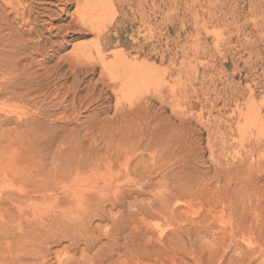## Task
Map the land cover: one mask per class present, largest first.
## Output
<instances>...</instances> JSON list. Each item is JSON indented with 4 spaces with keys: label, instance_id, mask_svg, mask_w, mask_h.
<instances>
[{
    "label": "rangeland",
    "instance_id": "obj_1",
    "mask_svg": "<svg viewBox=\"0 0 264 264\" xmlns=\"http://www.w3.org/2000/svg\"><path fill=\"white\" fill-rule=\"evenodd\" d=\"M213 1L15 0L18 16L4 6L0 15L13 28H0V38L27 40L17 60L34 93L18 103L0 97V199L29 191L28 175L76 168L81 154L87 163L111 157L120 163L97 172L103 179L125 173L128 162L138 170L120 180L129 193L120 205H110L115 189L101 194L109 218L93 221L121 230L118 220L131 215V264H264V124L242 115L260 109L264 117L262 15L244 0ZM211 16L222 24L196 25ZM98 47L118 69L147 64L159 80L112 89L102 61L87 57ZM120 234L122 264L127 233ZM51 245L54 263L69 243Z\"/></svg>",
    "mask_w": 264,
    "mask_h": 264
},
{
    "label": "bare ground",
    "instance_id": "obj_2",
    "mask_svg": "<svg viewBox=\"0 0 264 264\" xmlns=\"http://www.w3.org/2000/svg\"><path fill=\"white\" fill-rule=\"evenodd\" d=\"M240 1L242 0H231V1L215 0L213 1V5L215 6L235 5L236 7L240 3ZM244 1L248 2V4L251 7H253L252 15L256 17L259 16V14L262 15V19L257 22L256 30L261 41H263L264 40V0H244ZM4 6L10 7L11 8L10 13H13L16 16L20 14L19 13L20 8L18 4L15 3V0H0V12L2 10V13L3 11L5 12V10L3 9ZM106 6L109 5H105V4L99 5L97 3L92 4L93 8L104 7L105 8L104 11L108 9V7ZM22 12L24 13V8ZM6 14H4V16ZM2 16L0 15V28H3V26L6 25L5 23L8 24L9 22L6 16L5 17ZM8 17H10V15ZM225 21L226 20H224L223 23H225ZM86 24L92 30H96V28L93 26L92 23L89 24L85 20L81 21V25L85 26ZM221 24H222V18L218 16H211L209 20L204 19L203 22L196 25H202V27L208 28L210 26H214V25L218 26ZM7 26L12 31L13 27L11 26V24L10 26L6 25L5 28H7ZM3 30L6 31L7 29L5 30L3 28ZM14 30L15 29H13V32ZM7 35L8 33L6 34V40L4 39L5 37L0 38V97L1 96L5 97V95H8L9 96L8 99L10 100H5L7 102L11 101V99L13 98L19 100H23L24 98L25 99L27 98L28 100L30 98L29 96L32 94L33 91L31 87H27V85H26L27 88L24 87L25 81L23 82V84L20 81L22 80V76L25 75L27 71L25 72V69H23L24 70L23 71L20 68L19 61L17 60L20 58L18 57V55L19 56H22L23 54L25 55L24 52L28 47L26 45L27 40L25 44V40L23 39L22 36H21L22 41H19L18 37H16L17 40L14 39L12 40L11 39L12 34H10L11 37H7ZM7 38H10L11 40L10 39L8 40ZM35 45L39 52L43 50V49H39L40 46L39 43H36ZM20 53L22 55H20ZM41 56L44 55L41 54ZM87 57L88 59L95 58L102 61L101 65L103 69L110 74L111 81L113 84L109 85V87H112V89H115L118 86V84L123 86H127V85L133 86L137 84L145 85L149 82H153V81L157 82L160 78L159 72L157 73L156 71L155 74L150 72L151 70L149 71L150 68L147 64H139L132 68L127 67L123 70L118 69L119 65L118 66L112 65L107 62L108 56L103 54V50L100 47H98L95 51H92L89 54H87ZM43 60L45 61L46 59ZM121 60H122L121 56L116 55V62L120 63ZM47 73L46 74L44 73V77H46L45 75H47ZM40 76L38 73V77ZM34 79L36 78L34 77ZM31 85L28 84V86ZM77 86L74 85V87ZM22 89H28V90L26 93L23 92L22 94V92L20 93V90ZM40 92L42 91L40 90ZM35 96L38 95H34L32 97L35 98ZM16 99L15 102L17 101ZM18 101L16 103H18ZM20 102L22 103V101ZM20 102L19 104H21ZM5 106L6 105H4L3 107ZM3 107L1 106L0 109H3ZM242 115L244 118L248 120H252L253 122L255 121L264 124V117L260 109L251 110L248 112L246 111ZM30 127L32 128V126L28 125V128ZM113 133L111 134L114 135ZM110 139L111 138L106 139V141L109 140L108 143L116 144V142H114L113 139L111 141ZM124 146H121V148ZM109 150L107 151V155L108 152H110ZM116 154H117V150H116ZM81 155L82 157H84L83 154ZM82 157L81 159H79V162L77 161V163L75 161L76 158H74L75 161L74 167L76 168L72 169L71 167L72 164L69 163L70 164L69 166V164L67 163V165L69 166L68 167L66 165L67 168L58 169L57 167V169L55 170L54 168H52L51 169L52 171H49L50 173L54 171L52 175L51 174L28 175L27 181L29 180L32 183L31 189L29 191L25 190L24 192H19L16 194L11 193L8 194V197L6 199L3 198L0 199V207L4 206L5 210L6 209L8 210V212L3 214L4 210L0 209V264H120L117 260H115V256L118 254V251H120L121 249L118 243L119 240L118 236L121 235L120 233H127V235H125V237L123 238L125 240L123 247H125L124 249H126V253L123 256L125 258V261L122 264H131V232L128 233V231L131 229L130 228L131 215H128L127 217L118 220L120 223L123 224L121 230H118L116 228L117 222H115L107 229L102 230L100 226L94 225L93 220L97 219L98 221L102 222V221H106L109 218L108 214L106 213V206H105L106 203L104 204L101 203V201H99L101 200L99 199L101 194L103 193L107 194V192L111 191L112 189H115V193H114L115 198L110 203V205L113 207L120 205V203L123 202L124 199L128 198L129 193L125 192L121 188L120 180L124 178L128 180V178H130L132 174L137 173L138 169L137 167L131 168L128 162V164L125 165L127 167L125 173H122L121 175L116 174L117 176L116 178L110 177L103 179L102 177L103 174L97 172H99L103 168L105 169L117 168L115 166L116 164L120 163V161H118L117 163V160L114 162L113 160L110 159L111 157L110 158L108 157L107 161H96L93 163H87V161L85 159H82ZM118 159L121 158L118 157ZM69 160L73 161V159L70 158ZM60 163L62 164V162ZM123 166L124 165H121V169ZM63 167H65V165ZM85 171L88 172L96 171V173H94L92 176L87 177L84 174ZM110 171L111 170H109L108 172ZM175 190H176L175 188L167 189L166 190L167 192L164 191V193H167V195H162V197L159 200L163 202L164 200L167 199L168 196H172L174 194L173 191ZM58 191H61L59 195H55V197H52L50 195L51 193H56ZM38 201H40V203L38 205H35ZM23 203L29 204L30 206L29 209L28 208L26 210L21 209ZM103 240H107V242L103 243ZM61 242H68L69 245L67 246L65 251L56 252L54 254L55 262L51 263V261L48 259V257L52 255L51 244L53 243L58 244ZM46 244L49 245L48 248L45 247Z\"/></svg>",
    "mask_w": 264,
    "mask_h": 264
}]
</instances>
